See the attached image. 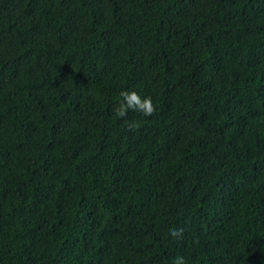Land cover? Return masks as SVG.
I'll list each match as a JSON object with an SVG mask.
<instances>
[{
  "label": "trees",
  "instance_id": "16d2710c",
  "mask_svg": "<svg viewBox=\"0 0 264 264\" xmlns=\"http://www.w3.org/2000/svg\"><path fill=\"white\" fill-rule=\"evenodd\" d=\"M177 256L264 264V0H0V264Z\"/></svg>",
  "mask_w": 264,
  "mask_h": 264
},
{
  "label": "clouds",
  "instance_id": "9594fccd",
  "mask_svg": "<svg viewBox=\"0 0 264 264\" xmlns=\"http://www.w3.org/2000/svg\"><path fill=\"white\" fill-rule=\"evenodd\" d=\"M121 101L118 108H116V116L123 118L127 115L129 110L141 112L145 116H151L155 112V106L151 97L142 98L135 91H122L120 93ZM170 235L174 239H181L183 237V229H172ZM174 264H185L183 256H177L174 260Z\"/></svg>",
  "mask_w": 264,
  "mask_h": 264
}]
</instances>
